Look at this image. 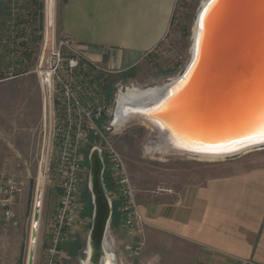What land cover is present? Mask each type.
<instances>
[{"label": "rangeland", "instance_id": "obj_1", "mask_svg": "<svg viewBox=\"0 0 264 264\" xmlns=\"http://www.w3.org/2000/svg\"><path fill=\"white\" fill-rule=\"evenodd\" d=\"M37 1L30 6L27 0H0V4L6 6L4 10L10 14H15L21 6L29 12L25 51L19 46L20 40L11 44L13 34H7L0 22V183L4 173L9 177L15 175L24 183L22 192L15 197L12 206L15 219L5 221L0 208V264H27L30 249L33 250L32 264H46L44 250L56 203L53 181L48 180L44 185L41 208L38 214H34V185L38 177L42 180V176H38V161L44 134L51 120L49 102L42 93L39 75L48 64L40 66V60L44 56L49 61L55 42L66 37L60 31V16L65 0ZM204 1L175 0L172 22L165 38L138 65L126 71H111L101 66L111 73L106 78V113L97 125L99 135L121 156L136 193L147 196L146 200L160 199L156 195L160 189L178 194L189 185L204 183L223 161L253 152L264 153L263 147L215 161L176 153L160 154L151 151V146L156 144L155 137L142 123L129 122L118 128L112 125L119 95L127 88L144 90L161 87L182 74L191 58L195 20ZM40 2L43 4L42 18L37 13ZM23 54L28 66L19 67L20 64L15 61ZM93 146L94 135L84 152L86 158L80 185L82 219L73 228L70 241L61 247L57 264H83L85 260L93 214L88 190L87 158ZM21 199L23 203L20 206ZM34 221L37 225L34 243L31 244ZM112 237L116 239L115 246L121 255L117 264H154L144 261L140 252L130 256L125 246L130 244L131 239L123 233H112L111 238L106 235V250L112 244Z\"/></svg>", "mask_w": 264, "mask_h": 264}, {"label": "crops", "instance_id": "obj_2", "mask_svg": "<svg viewBox=\"0 0 264 264\" xmlns=\"http://www.w3.org/2000/svg\"><path fill=\"white\" fill-rule=\"evenodd\" d=\"M174 6L175 0H65L60 31L91 61L111 71H126L165 38ZM15 15H0L7 34L24 27L17 25ZM156 195L160 199L146 200L136 193L146 224L139 253L144 261L264 264V153L223 161L204 183L178 194L160 189ZM111 204L118 208L116 202ZM112 233L125 234L121 219H110L106 235L111 238ZM116 244L112 237L107 248L112 264L121 257Z\"/></svg>", "mask_w": 264, "mask_h": 264}, {"label": "water", "instance_id": "obj_3", "mask_svg": "<svg viewBox=\"0 0 264 264\" xmlns=\"http://www.w3.org/2000/svg\"><path fill=\"white\" fill-rule=\"evenodd\" d=\"M261 108L264 0H206L195 20L191 58L182 74L124 115L148 127L155 143L167 153L224 160L264 147V143L245 139ZM100 144L101 138L95 134L87 158L93 206L84 260L88 264H96L105 254L112 260L104 248L112 204ZM32 261L30 250L27 264Z\"/></svg>", "mask_w": 264, "mask_h": 264}, {"label": "built area", "instance_id": "obj_4", "mask_svg": "<svg viewBox=\"0 0 264 264\" xmlns=\"http://www.w3.org/2000/svg\"><path fill=\"white\" fill-rule=\"evenodd\" d=\"M44 63L48 66L39 75L42 93L49 102L51 120L42 141L38 164L42 180L38 177L34 185L33 209L34 214H38L45 182L52 180L56 203L44 258L46 264H57L61 247L70 241L73 228L82 219L80 185L86 158L84 152L90 138L100 134L97 125L106 113L104 94L106 78L111 72L91 61L81 46L69 37L55 42L49 61L43 56L40 66ZM99 136L104 174L114 187V194L109 193V197L111 203L118 204L117 212L123 230L131 239L125 250L132 256L140 252L144 245L146 224L137 209L136 191L123 159L108 141ZM1 177L2 217L5 221H13L15 213L12 206L24 183L15 175L9 177L4 173Z\"/></svg>", "mask_w": 264, "mask_h": 264}, {"label": "bare ground", "instance_id": "obj_5", "mask_svg": "<svg viewBox=\"0 0 264 264\" xmlns=\"http://www.w3.org/2000/svg\"><path fill=\"white\" fill-rule=\"evenodd\" d=\"M205 2H206V0L203 2L202 5H204ZM49 18H50V13H49ZM176 80H177V78L175 80L171 81V83H173ZM166 86H167V84H165V85H163L161 87H153V88H148V89H144V90L127 88L125 92H123V93H121L119 95L118 100L116 99L117 100V104H116L114 121L112 122L113 127L118 128V127H121L124 124H127V123L131 122V120H129V118H126L125 115H126V113H129L128 111L134 109V104L138 103L139 101H148V100H150L155 94L158 93V91H160L163 87H166ZM151 151H155V152H158L160 154L167 153V151L161 149L158 144H154V146H151ZM247 151H250V150H246L245 152H247ZM197 158L201 159V160H214L215 161V160H218V159L222 160L224 157L198 156ZM36 225L37 224L34 221L33 225H32L31 244L34 243V232H35V229H36L35 228ZM89 250H90V252H89L88 262L89 261L91 262V260H92L91 259L92 248L91 249L89 248ZM110 258H111L110 256L105 254L104 257H101V258L98 259L99 262H96V264H110V261H111ZM84 264H88V263L84 261Z\"/></svg>", "mask_w": 264, "mask_h": 264}, {"label": "trees", "instance_id": "obj_6", "mask_svg": "<svg viewBox=\"0 0 264 264\" xmlns=\"http://www.w3.org/2000/svg\"><path fill=\"white\" fill-rule=\"evenodd\" d=\"M27 2H28V5L32 6L33 4H36L38 1L37 0H27ZM4 8H6V6H2L0 4V15L1 16H5L8 13V12H6L4 10ZM37 10H38L37 13L39 14V17L42 18L43 17V4H42V2L38 3ZM15 13H16V15H15V21L17 22V25L18 26L23 25L24 27L23 28H20L19 30H17V29H14L13 30V32H12L13 37H12V39L10 38L11 39V44H14L15 42H17V40H20L19 46H22L23 51H25L24 50L25 49V45H26V42H25V39H26L25 38V33L27 32V29H28V26H27L26 21H28L29 12L28 11H25L24 10V7L21 6V7H18L17 8V10H16ZM171 22H172V19H171ZM24 57H26L25 54H23L22 57L19 60H16L15 61L16 64H20L19 67H21V66L23 67L24 65H25V67L28 66L26 64V59H24ZM104 179H105V182H106V187L108 189V192L110 193V189H111V187H113V185L109 181L108 177L105 176V174H104ZM115 221H120V215L117 212V205L116 204H112L111 222H115Z\"/></svg>", "mask_w": 264, "mask_h": 264}, {"label": "snow or ice", "instance_id": "obj_7", "mask_svg": "<svg viewBox=\"0 0 264 264\" xmlns=\"http://www.w3.org/2000/svg\"><path fill=\"white\" fill-rule=\"evenodd\" d=\"M245 139L252 143H264V108L257 112Z\"/></svg>", "mask_w": 264, "mask_h": 264}]
</instances>
